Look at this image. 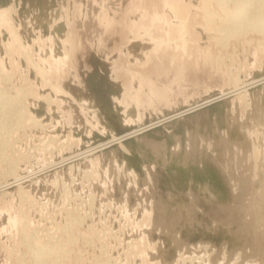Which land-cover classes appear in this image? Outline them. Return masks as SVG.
<instances>
[{"label": "rangeland", "instance_id": "obj_1", "mask_svg": "<svg viewBox=\"0 0 264 264\" xmlns=\"http://www.w3.org/2000/svg\"><path fill=\"white\" fill-rule=\"evenodd\" d=\"M215 1L0 0V264H264V32Z\"/></svg>", "mask_w": 264, "mask_h": 264}, {"label": "bare ground", "instance_id": "obj_2", "mask_svg": "<svg viewBox=\"0 0 264 264\" xmlns=\"http://www.w3.org/2000/svg\"><path fill=\"white\" fill-rule=\"evenodd\" d=\"M196 1V0H195ZM215 2H217L218 4V6L217 7H219L218 9H220L221 11H222V13H224L222 16V18H221V22L219 21V19H220V17L218 18V20L217 21H219V23L220 24H216V27L215 28H217V30H226V32L228 31V33L226 34V35H222V37H221V39L219 40V41H222V42H226V39H228V37L231 35V37H232V34L233 35H235V33H240L241 35H242V33L244 34V32H247V30L248 31H253V30H256L257 31V33H262V32H264V0H216ZM193 3V2H192ZM201 3V2H200ZM228 4H230L231 5V7H229V5ZM202 5H206V4H202ZM216 5V4H215ZM194 6V5H193ZM8 7V6H7ZM6 7V8H7ZM180 7V6H179ZM179 7H176V9L177 8H179ZM188 7V6H187ZM198 7V6H197ZM196 7V8H197ZM202 7H204V6H202ZM201 7V8H202ZM206 7H207V5H206ZM1 8V7H0ZM5 8V9H6ZM14 9V6H12L11 7V9ZM183 8H185V6H183ZM190 8H192V7H190ZM5 9H3V10H5ZM200 9V8H199ZM207 9H208V7H207ZM207 9H205V12H203V14L205 15L204 17H205V19L207 20V22L208 21H210V20H212L211 19V14H213V13H211L210 12V10H207ZM7 10H10V8L8 9H6V11ZM11 11L12 10H10V13H11ZM185 11V10H184ZM201 11H203V10H201ZM220 11V12H221ZM12 12H14V11H12ZM194 12V11H193ZM179 13H180V11H179ZM3 15H4V13H3ZM6 15V14H5ZM11 15H12V13H11ZM1 16V15H0ZM7 16V15H6ZM180 16V15H179ZM182 16V15H181ZM213 16V15H212ZM2 17L3 16H1L0 17V19H2ZM203 17V16H202ZM8 17H6V19H7ZM9 19H11V20H9ZM8 19V21H12V17H10ZM3 20H5V18L3 19ZM3 20H0V23H1V21H3ZM195 20V19H194ZM5 22V21H4ZM13 22V21H12ZM211 22V21H210ZM212 22H213V20H212ZM9 23H11V22H9ZM214 23V22H213ZM3 24H7V20H6V23H3ZM13 24H15V23H13ZM205 24H207L206 22H205ZM11 26V24L9 25V27ZM14 26V25H13ZM59 26V25H58ZM190 26V25H189ZM6 27V26H5ZM16 27V26H15ZM26 27V26H25ZM6 28H8V25H7V27ZM12 29H14V28H12L11 27V30ZM16 29V28H15ZM14 29V30H15ZM31 29V28H30ZM14 30H12V32L14 31ZM7 31H10L9 29L7 30ZM17 31V30H16ZM30 32V31H29ZM170 32V31H169ZM14 33H16V32H14ZM18 33V32H17ZM12 35V34H11ZM17 36V35H16ZM172 36V35H171ZM12 37V36H11ZM15 37V36H14ZM18 37V36H17ZM17 37H16V39H17ZM21 38V37H20ZM174 38V37H173ZM198 39V38H197ZM18 40V39H17ZM20 40V39H19ZM18 40V41H19ZM22 40V39H21ZM54 40V39H53ZM217 40V41H218ZM174 41H176L175 39H174ZM20 43V42H19ZM51 44V43H50ZM5 45V44H4ZM6 46H7V44H6ZM6 49V48H5ZM8 50V49H7ZM7 52V51H6ZM30 55V54H29ZM28 58H30V57H28ZM30 61H33L32 59H29ZM32 64V62L29 64V65H31ZM34 64V63H33ZM36 66V65H35ZM30 67V66H29ZM37 67V66H36ZM38 68V67H37ZM40 68V67H39ZM39 68H38V70H39ZM41 69V68H40ZM43 69V68H42ZM33 70V69H32ZM40 71V74H42L41 73V70H39ZM45 73V72H44ZM263 79H264V75H263V77H262ZM261 78V79H262ZM261 79H255V80H252L251 82H249V83H253V82H256V81H258V80H261ZM28 80V79H27ZM262 81V80H261ZM51 82V81H50ZM47 83V82H46ZM49 84V83H48ZM47 85V84H46ZM50 85H52V84H50ZM246 85V84H245ZM248 85V84H247ZM53 86H54V83H53ZM57 86V85H56ZM240 87H242V86H240ZM239 87V88H240ZM55 88V87H54ZM58 88V87H57ZM237 88V87H236ZM236 88H234V89H236ZM59 89V88H58ZM59 90H61V89H59ZM58 90V91H59ZM231 91V90H230ZM2 92H0V94H1ZM5 94V93H4ZM1 95H3V94H1ZM221 95H223V94H221ZM7 96V95H6ZM5 97V96H4ZM2 98V97H1ZM0 98V101L3 99H1ZM6 101H7V99H5ZM15 100V99H14ZM208 100V99H207ZM211 100V99H210ZM213 100V99H212ZM2 101H4V100H2ZM6 101H4V103L3 104H5V102ZM205 101V100H204ZM10 102V101H9ZM8 102V103H9ZM206 102V101H205ZM12 103V102H11ZM10 103V104H11ZM9 104V105H10ZM110 103H108L107 104V102L106 101H104V104L103 105H105L104 107V110L106 111V113L110 116V118H111V110H110V106L111 105H109ZM6 105V104H5ZM9 105H6L7 107L9 106ZM199 105V104H198ZM6 106H2V103H0V108L1 107H5V109H6ZM200 106V105H199ZM12 107V106H11ZM132 107V106H131ZM194 107V106H193ZM27 107H25V105L23 106V108H22V110H18V111H20V112H18V113H20V115H17V117H18V120H20L19 118H21V117H19V116H22V114L24 113V110H27L26 109ZM189 108H192V107H189ZM2 109V108H1ZM0 109V127L4 124L3 122H5L4 121V119H9L8 117L6 118L5 117V115L6 116H9V111L11 110V108H10V110L9 111H6V113H3L4 111H2ZM7 109H9V108H7ZM19 109V108H18ZM16 112H17V110H16ZM5 114V115H4ZM16 114V113H15ZM113 119V118H112ZM116 119V118H115ZM117 120V119H116ZM164 120V119H163ZM8 121V120H7ZM158 123H159V121H158ZM6 124V123H5ZM149 124H151L152 125V123H149ZM149 124H146V125H144V127L145 126H148L149 127ZM153 124H157V122L156 123H153ZM150 125V126H151ZM4 126H6V125H3V127ZM141 128H143V127H141ZM141 128H133V129H130L128 132H124V133H122V134H120V135H114V136H112L110 139H108V140H104V141H100L99 143H97V144H95V145H93V146H91L90 148H86L84 151H80V152H77V153H75V154H71V155H69L68 157H65V158H63V159H61L60 161L61 162H64L65 163V161L66 162H68L67 160H69V161H71V159L73 160V157H75L76 158V156L78 157V155H79V157H81L82 155H84L85 153H88L89 152V154L92 152V150H94V149H99L100 147L103 149V147L104 146H107V145H109V144H112V143H114V141H118V140H120V139H122V138H126V137H129L130 135H132V133H134L136 130H137V132H138V130L139 129H141ZM3 129V128H2ZM145 129V128H144ZM0 130H1V128H0ZM9 130V129H8ZM3 131V130H2ZM1 131V132H2ZM4 131H5V127H4ZM0 132V133H1ZM9 133V132H8ZM6 134V132L4 133V135ZM3 135V136H4ZM5 141V140H4ZM4 142H2L1 144H3ZM0 144V145H1ZM2 146V145H1ZM1 148V147H0ZM100 148V149H101ZM99 151V150H98ZM2 152V154L4 155V151H1ZM93 152H95V151H93ZM1 154V153H0ZM81 155V156H80ZM87 155V154H86ZM84 157V156H83ZM59 161V163H61ZM52 164V163H51ZM56 164V163H55ZM49 165H50V163H49ZM48 167V166H47ZM52 167H53V164H52ZM43 169V168H42ZM44 171H45V169H44ZM32 173V172H31ZM31 173L30 174H28V175H31ZM34 173V172H33ZM32 173V174H33ZM14 174V173H13ZM14 176H15V174H14ZM34 176V175H33ZM32 176V177H33ZM25 177V176H24ZM31 178V177H30ZM19 179H21V177H19V176H15V177H13L11 180H9L10 182H12V181H18ZM26 179V178H25ZM28 179V178H27ZM21 181V180H20ZM20 181H18L19 183H20ZM22 182H24L23 180H22ZM9 182H5V183H3V184H8ZM18 183V184H19ZM2 184H0V186H1ZM4 186V185H3ZM2 187V186H1ZM203 188H206V185H204V187H202V189ZM22 189V188H21ZM20 192V191H19ZM21 192H22V190H21ZM24 193H26V192H24ZM21 225V224H20ZM19 225V226H20ZM22 226V225H21ZM26 226V225H25ZM24 226V227H25ZM22 231H24L23 230V228L21 229ZM22 234H24V236H25V233L24 232H22ZM24 240L25 241H27V242H31V240L33 241L34 239H33V236L31 235V234H28L27 236H26V238H24ZM51 243V242H50ZM31 244V243H30ZM49 244V243H48ZM53 244V243H52ZM29 245V244H28ZM28 245H27V247H28ZM47 245V244H46ZM31 246H29V248H30ZM205 248V247H204ZM33 249V248H32ZM37 249V248H36ZM36 249H34L35 251H33L32 250V254H33V257H34V259H36L40 264H54L55 263V260L53 261V256H55V255H57L59 252H61L60 250V248H59V246H45V244H44V246L42 245V247L41 248H38L37 250ZM64 253H62V255H63ZM59 257H60V255H59ZM57 258V257H56ZM54 262V263H53Z\"/></svg>", "mask_w": 264, "mask_h": 264}]
</instances>
